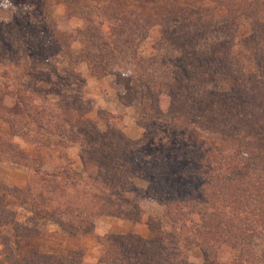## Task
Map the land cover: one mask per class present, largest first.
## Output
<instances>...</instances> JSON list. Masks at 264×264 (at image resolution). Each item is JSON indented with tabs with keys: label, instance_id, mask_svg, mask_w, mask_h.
I'll return each instance as SVG.
<instances>
[{
	"label": "rangeland",
	"instance_id": "obj_1",
	"mask_svg": "<svg viewBox=\"0 0 264 264\" xmlns=\"http://www.w3.org/2000/svg\"><path fill=\"white\" fill-rule=\"evenodd\" d=\"M258 1L264 0L0 1V85L21 91L29 107L16 118V99L7 97L2 104L10 112L0 108V261L24 262L36 252L65 264H110L106 242L127 238L142 247L160 234L150 222L166 205L148 194L146 180L127 178L123 154L145 143L146 129L168 123L167 96L173 88L183 92L189 70L224 67L212 57L214 47L232 46L242 66L253 67L244 44L259 28L241 9ZM233 9L241 13L236 24ZM141 74L163 95L154 116ZM232 87L221 90L210 80L197 93L212 99ZM214 138L223 148L235 145ZM263 166L264 155L253 169ZM118 198L139 204L142 219L100 215L106 200ZM230 252L219 254L222 263L229 264ZM186 255L189 264H207L199 247Z\"/></svg>",
	"mask_w": 264,
	"mask_h": 264
},
{
	"label": "trees",
	"instance_id": "obj_2",
	"mask_svg": "<svg viewBox=\"0 0 264 264\" xmlns=\"http://www.w3.org/2000/svg\"><path fill=\"white\" fill-rule=\"evenodd\" d=\"M233 12L236 24L240 9ZM241 12H247L254 21L253 30L259 28L251 36L250 44L241 41L253 67H243L239 55L232 53V46L228 45L226 52L214 47L212 57L216 63L217 59L225 61L224 67L211 63L189 70L191 80L183 85V92L173 88L171 97L167 96L168 123L146 129L145 143L129 147L123 154L122 170L128 173L127 178L146 180L148 194L159 195L166 211L151 219L150 224H159L161 231L142 247L127 238L119 245L106 242L107 263L189 264L186 253L196 246L203 250L207 264H227L219 258L225 250L231 251L229 264H264V251H259L264 238V166L253 169L264 155V1L242 8ZM55 48L49 49L53 55ZM143 74L142 80H147L144 86L152 93L154 116L161 111L163 95L160 96L153 80ZM210 80L217 82L221 90L226 84L233 87L229 92L224 89L220 97L209 99L197 92ZM7 97L16 99V118L29 111L21 91L7 92L0 85L3 110L8 109L2 104ZM214 136L224 144L235 145L223 148ZM83 142L86 150L82 157L88 160L91 157L86 154L92 147L88 139ZM100 173L109 171L103 168ZM108 192L109 199L114 192ZM138 201L135 196L132 204ZM105 202L100 215L137 220L145 213L139 204L132 207L119 198ZM0 264L65 263L33 252L24 262L13 258Z\"/></svg>",
	"mask_w": 264,
	"mask_h": 264
}]
</instances>
